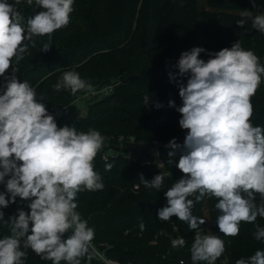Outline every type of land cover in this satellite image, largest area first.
Wrapping results in <instances>:
<instances>
[{"label":"clouds","instance_id":"obj_1","mask_svg":"<svg viewBox=\"0 0 264 264\" xmlns=\"http://www.w3.org/2000/svg\"><path fill=\"white\" fill-rule=\"evenodd\" d=\"M21 2L0 0V185L4 186L0 209L19 198L29 202V211L18 208L16 215L5 220L0 210V221L11 233L0 238V264H24L28 249L52 264L85 260L91 264L100 254L93 245L94 228L77 211V195L105 187L95 170L104 136L95 128L78 131L75 126H58L41 102L43 96L37 98L35 88L21 82L19 68L13 67L24 59L29 45L36 46V37L48 38L40 51L51 49L53 34L70 23L74 0H26L27 5L35 2L42 9L26 21L17 7ZM241 15L264 34V14L253 16L244 10ZM236 24L243 27L245 20ZM202 52L206 50L194 47L182 52L178 60V76L187 77V82L177 81L182 105L176 111L181 117L179 126L187 134L183 145L173 139L166 147L172 149L167 154L169 164L179 151L175 167L183 176L164 192L167 203L157 214L165 222L175 216L195 232L192 264H216L225 252V242L210 231L202 234L206 220L193 215L192 209L206 196L216 198V224L226 237L238 236L241 222L254 224L258 217L264 218V127L255 126L251 119V97L264 82V64L238 41L231 48L208 53L206 61L200 58ZM53 87L69 90L73 96L94 92L92 84L74 70L65 71ZM144 101L148 103L147 95ZM160 107L157 103L156 108ZM169 107H175L174 101H169ZM102 159L105 171H110L113 164L106 156ZM167 175L160 172L151 181L139 178L145 188L160 190ZM255 227L254 238L264 241V227ZM139 228L145 230L142 221ZM177 230L174 224L173 231ZM157 235L168 234L161 228ZM185 245L183 237L171 239L173 248ZM235 264H264V250Z\"/></svg>","mask_w":264,"mask_h":264},{"label":"trees","instance_id":"obj_2","mask_svg":"<svg viewBox=\"0 0 264 264\" xmlns=\"http://www.w3.org/2000/svg\"><path fill=\"white\" fill-rule=\"evenodd\" d=\"M17 7L25 21L42 10L35 2L27 5L26 0ZM73 8L70 23L53 34L48 52L40 51L47 36L36 37V46L29 45L24 59L19 65L13 63V67L19 68L21 82L27 81L35 88L37 98L43 96L41 102L52 115L86 94L73 96L69 90L54 89L65 71L78 72L97 88L114 85L107 94L91 99L86 114L69 125L78 131L95 128L105 141L125 144L113 149L104 145L95 159V170L102 177L104 189L77 195V211L94 228L93 245L100 254L91 264H106L102 257L119 264H180L181 260L192 264L190 247L195 232L175 216L165 222L157 214L167 203L164 192L183 176L175 167L179 151L169 164L167 154L172 149L166 147L173 139L183 145L187 134L179 126L181 117L176 111L182 105L177 81L187 82V77L178 76V60L182 52L201 47L206 52L200 58L206 61L208 53L231 48L238 41L264 64V34L252 28L251 19L241 15L244 10L253 16L264 14V0H74ZM240 19L245 20L243 27L236 24ZM170 100L175 107H169ZM157 103L162 107L156 108ZM251 103L252 123L264 127V82ZM133 142L142 147L136 148ZM129 146L136 149L129 153ZM105 156L113 164L110 171L104 169ZM157 159L162 160V168L150 163ZM160 172L169 173L161 189L145 188L139 177L151 181ZM0 191H4L3 185ZM217 202L206 196L192 209L193 215L206 220L201 225L202 234L210 231L225 242V252L216 264H222L224 259L235 264L239 258L247 259L255 251L264 250V241H257L253 235L255 225L264 227V218L258 217L254 224L241 222L236 237L223 236L216 224ZM28 203L17 198L15 204L0 210L8 220L18 208L29 211ZM256 203H261L258 194ZM141 221L145 224L143 232L139 228ZM174 224L177 231H173ZM161 228L167 236L157 235ZM10 234L8 225L0 221V238ZM177 237L186 240L185 247L171 246V239ZM24 264L52 262L28 249ZM82 264H87L86 260Z\"/></svg>","mask_w":264,"mask_h":264},{"label":"rangeland","instance_id":"obj_3","mask_svg":"<svg viewBox=\"0 0 264 264\" xmlns=\"http://www.w3.org/2000/svg\"><path fill=\"white\" fill-rule=\"evenodd\" d=\"M108 85H102L100 87L97 88V86L94 84L93 88L94 90H99L102 89L104 87H106ZM114 87V85H112V88ZM100 92H94V93H86L82 96H79L73 103H71L70 105L61 108L60 110H58L56 113L53 114V116L56 118V122L58 124V126L62 127L64 125H71V123L73 122V120L77 119L78 117H81L83 115L86 114L87 112V104L89 103V101L95 97H97L99 95ZM105 141V139H104ZM104 145L107 147H110V149H113V147H123L124 145L122 143L119 144H115L113 142H109V141H105ZM133 146H135L136 148L142 147L140 144L136 143H132ZM127 147V146H125ZM130 147V146H129ZM134 148V149H136ZM133 149V150H134ZM127 151H130V148L127 149ZM117 264H119L118 262H116Z\"/></svg>","mask_w":264,"mask_h":264},{"label":"built area","instance_id":"obj_4","mask_svg":"<svg viewBox=\"0 0 264 264\" xmlns=\"http://www.w3.org/2000/svg\"><path fill=\"white\" fill-rule=\"evenodd\" d=\"M111 89H112V85H108V86H106V87H104L102 89L94 90V92H100L99 95H101V94H107ZM129 148H130L129 153H131V150H133L134 148H133V146H130ZM154 153H156L158 155V152L157 151H154ZM132 159L135 160V157H132ZM150 163H156L157 165H160L163 162H162V160L157 159V160H151ZM102 258H103V260H104V262L106 264H117L116 261H114V260L105 259L104 257H102Z\"/></svg>","mask_w":264,"mask_h":264}]
</instances>
